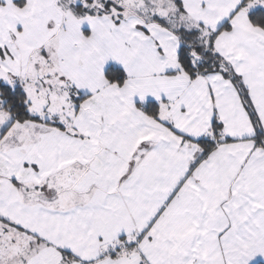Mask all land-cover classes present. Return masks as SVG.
Instances as JSON below:
<instances>
[{
	"label": "snow or ice",
	"instance_id": "snow-or-ice-1",
	"mask_svg": "<svg viewBox=\"0 0 264 264\" xmlns=\"http://www.w3.org/2000/svg\"><path fill=\"white\" fill-rule=\"evenodd\" d=\"M0 264H264V0H0Z\"/></svg>",
	"mask_w": 264,
	"mask_h": 264
}]
</instances>
